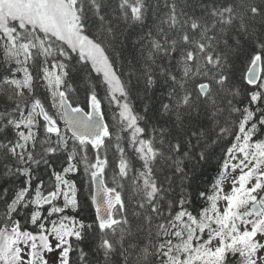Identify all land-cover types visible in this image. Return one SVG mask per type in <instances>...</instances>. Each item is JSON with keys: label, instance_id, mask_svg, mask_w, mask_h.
I'll list each match as a JSON object with an SVG mask.
<instances>
[{"label": "snow or ice", "instance_id": "1", "mask_svg": "<svg viewBox=\"0 0 264 264\" xmlns=\"http://www.w3.org/2000/svg\"><path fill=\"white\" fill-rule=\"evenodd\" d=\"M0 264H264V0H0Z\"/></svg>", "mask_w": 264, "mask_h": 264}, {"label": "trees", "instance_id": "2", "mask_svg": "<svg viewBox=\"0 0 264 264\" xmlns=\"http://www.w3.org/2000/svg\"><path fill=\"white\" fill-rule=\"evenodd\" d=\"M107 108V106H105ZM109 118H110V115H109Z\"/></svg>", "mask_w": 264, "mask_h": 264}]
</instances>
